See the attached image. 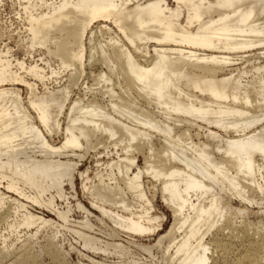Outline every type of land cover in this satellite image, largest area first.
Here are the masks:
<instances>
[{
	"label": "bare ground",
	"instance_id": "obj_1",
	"mask_svg": "<svg viewBox=\"0 0 264 264\" xmlns=\"http://www.w3.org/2000/svg\"><path fill=\"white\" fill-rule=\"evenodd\" d=\"M7 2L23 57L0 47L3 246L23 228L61 222L84 248L125 254L82 231L93 215L76 199L74 172L93 154V176L77 172L81 193L112 237L157 233L159 198L171 224L141 246L149 255L264 264V218L255 229L244 219L264 205V0H0V9Z\"/></svg>",
	"mask_w": 264,
	"mask_h": 264
},
{
	"label": "rangeland",
	"instance_id": "obj_2",
	"mask_svg": "<svg viewBox=\"0 0 264 264\" xmlns=\"http://www.w3.org/2000/svg\"><path fill=\"white\" fill-rule=\"evenodd\" d=\"M7 2L4 7L0 9V47L7 45L10 47L12 52H14L19 58L23 57L22 51L17 47L18 34H21L22 27L19 25L20 21L16 20L15 12L16 10L11 7ZM39 55V53H38ZM36 57L35 59H37ZM27 59V58H26ZM25 59V60H26ZM28 62V60H27ZM87 68V72H88ZM99 71V67H92L93 74ZM93 154L86 155L84 159L80 161L74 172V186L76 191V199H78L82 205L89 210L93 217L90 219L94 224V229L87 230L82 229L86 235L94 236L100 239L102 242H114L117 244H122L125 247V254L123 256L116 254L101 255L97 251L84 248L82 241L72 233V231L59 227L61 222L57 218L45 210H39L35 208L31 210L35 214H42L46 219H50L53 222H60L57 224L46 225L40 228V230L35 233L36 228L32 227L27 230L24 228L21 230L20 237H16L17 234L11 235L10 239L3 243L0 240V264H23L26 259L28 264H102V260L106 264H130L132 260L139 261L141 264H165L161 257V251L156 247H152L151 255L143 251L141 246L151 247L155 245L158 237L164 235L171 224V217L168 210L163 206L159 198H156L154 204L158 212H162L166 215V219L163 223L161 229L152 236L149 237H138L134 239H127L123 234L119 237H112L110 235V229L113 228L109 221L99 220V213L94 211L90 206L88 200L82 197L81 193V180L77 172H82L88 169L89 174L93 176L96 171V164L93 160ZM105 159H101L104 161ZM138 164L142 165V158L138 157ZM147 188H151L150 185ZM151 190V189H150ZM16 198L15 196H12ZM60 207H64V203L58 202ZM71 206L73 210L75 209V201L71 200ZM83 214L76 210L73 214V219L80 221ZM264 218V205L253 206L251 211L244 217L248 221L251 229L259 227L260 219ZM244 219L240 217H232V222L241 226ZM262 220V219H261ZM7 228L6 223L0 222V232H5ZM58 230L59 233L56 237L53 236V231ZM28 234V235H27ZM27 235V236H26ZM18 239V240H16ZM137 241V242H135ZM52 243V245H50ZM24 248L26 255H21L20 250ZM52 249L58 250V256L53 258L51 252ZM3 254H2V253ZM2 259V260H1Z\"/></svg>",
	"mask_w": 264,
	"mask_h": 264
}]
</instances>
